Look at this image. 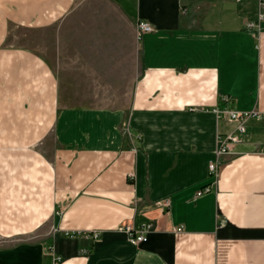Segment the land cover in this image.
Masks as SVG:
<instances>
[{
	"label": "crops",
	"instance_id": "0c3cea01",
	"mask_svg": "<svg viewBox=\"0 0 264 264\" xmlns=\"http://www.w3.org/2000/svg\"><path fill=\"white\" fill-rule=\"evenodd\" d=\"M258 9L0 0V264H264V119L207 171L215 109L264 112Z\"/></svg>",
	"mask_w": 264,
	"mask_h": 264
},
{
	"label": "built area",
	"instance_id": "2783aa9c",
	"mask_svg": "<svg viewBox=\"0 0 264 264\" xmlns=\"http://www.w3.org/2000/svg\"><path fill=\"white\" fill-rule=\"evenodd\" d=\"M259 9L257 12V17L255 21H249L246 23V27L251 31L253 36H256L259 32V22L264 21V0H258ZM152 26L149 22L145 20H137L136 22V36L137 38L140 37V35L143 32L151 31ZM217 114L225 118L226 121L232 122L234 124V128L232 131L225 133L222 136H218V144L215 149V155L216 157L213 160H210L207 164V171L210 175H216L217 168L219 164L218 156L224 152H228L231 150L233 145L237 142H239L242 139V134L245 130L244 122L248 118H263L264 119V112H258L256 110H245L240 111L236 109H222L217 108L215 109ZM210 190L209 185L203 186L201 189L197 190L195 195H200L203 192H207ZM167 204V201L164 202ZM151 227V224H145L144 229L148 230ZM181 226H178L175 228V230H180ZM125 230L129 233V236L134 242H139L141 240L145 239V235L143 233L135 234L133 233L129 227H125ZM76 232H66L67 235H74ZM78 233V232H77ZM92 237H96L98 234L94 231H92L90 234H87Z\"/></svg>",
	"mask_w": 264,
	"mask_h": 264
}]
</instances>
